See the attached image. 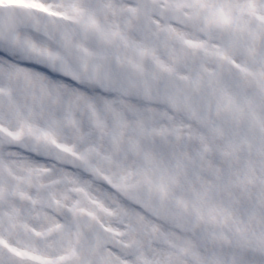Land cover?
<instances>
[{
    "label": "snow or ice",
    "instance_id": "1",
    "mask_svg": "<svg viewBox=\"0 0 264 264\" xmlns=\"http://www.w3.org/2000/svg\"><path fill=\"white\" fill-rule=\"evenodd\" d=\"M0 264H264V0H0Z\"/></svg>",
    "mask_w": 264,
    "mask_h": 264
}]
</instances>
